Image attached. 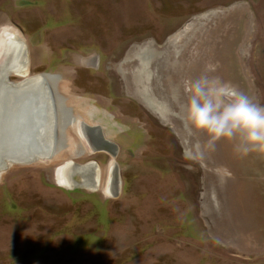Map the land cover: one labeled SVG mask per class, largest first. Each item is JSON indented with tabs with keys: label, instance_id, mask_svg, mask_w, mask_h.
I'll use <instances>...</instances> for the list:
<instances>
[{
	"label": "rangeland",
	"instance_id": "obj_1",
	"mask_svg": "<svg viewBox=\"0 0 264 264\" xmlns=\"http://www.w3.org/2000/svg\"><path fill=\"white\" fill-rule=\"evenodd\" d=\"M5 27L25 41V77L46 78L61 121L51 158L0 171V264H264V155L209 147L166 97L169 82L152 85L169 117L137 93L166 63L160 79L184 107L183 82L211 64L264 105V0H0ZM143 50L152 73L136 79ZM74 117L114 154L90 151ZM69 160L97 162L96 189L58 184Z\"/></svg>",
	"mask_w": 264,
	"mask_h": 264
},
{
	"label": "bare ground",
	"instance_id": "obj_2",
	"mask_svg": "<svg viewBox=\"0 0 264 264\" xmlns=\"http://www.w3.org/2000/svg\"><path fill=\"white\" fill-rule=\"evenodd\" d=\"M135 56L139 60V65H136L138 70L135 71V78L138 79L144 74L151 76L152 70L149 64L152 54L143 50L138 51ZM167 67L166 63L156 67L154 71L157 75L156 79L153 80L151 77L149 81L151 85L148 87L141 84V92L137 90V93L138 98L154 112H166L169 117L173 115L171 102L156 98L152 93V85L169 82L172 89L165 87L164 93H167V98H171V93H174L173 102L181 110H183L181 99L185 98V95L180 92L179 88L175 95L177 86L171 81H161L160 76L163 72L166 75ZM27 72L28 53L25 41L15 28H2L0 30V171L12 162L27 164L38 159H49L55 150V134L61 121V115L54 107L52 91L46 78L38 74L25 77ZM10 73L23 75L24 78L14 83L8 78ZM72 120L80 136L84 137L90 151L105 150L104 146H110L107 150L111 155L114 154L115 147H112L114 144L101 134L97 140L96 137H92L90 129H86V127H91V129L94 127L77 117ZM99 169V165L94 160L81 165L66 161L57 166L55 177L58 184L66 187L81 185L96 189L100 184ZM114 169V165H111L104 186V191L108 194H114V191L116 192L119 188ZM74 174H78L80 179L76 180ZM110 177L113 179L111 180Z\"/></svg>",
	"mask_w": 264,
	"mask_h": 264
},
{
	"label": "clouds",
	"instance_id": "obj_3",
	"mask_svg": "<svg viewBox=\"0 0 264 264\" xmlns=\"http://www.w3.org/2000/svg\"><path fill=\"white\" fill-rule=\"evenodd\" d=\"M206 65L195 78L186 79L183 121L191 131L202 133L209 147L217 141H235L234 151L264 155V105L212 73Z\"/></svg>",
	"mask_w": 264,
	"mask_h": 264
},
{
	"label": "flooded vegetation",
	"instance_id": "obj_4",
	"mask_svg": "<svg viewBox=\"0 0 264 264\" xmlns=\"http://www.w3.org/2000/svg\"><path fill=\"white\" fill-rule=\"evenodd\" d=\"M7 31V30H6ZM10 75H12L11 73H10ZM10 75L8 76V78H9V80H10ZM14 75V74H13ZM11 81V80H10ZM17 82V81H16ZM15 83V82H14ZM51 88V87H50ZM52 96H53V102H54V107L56 108V106H55V100H54V95H53V93H52ZM91 130V129H90ZM89 130V131H90ZM56 131H57V129H56ZM55 141H56V137H55ZM110 149V148H109ZM69 161H71V160H69ZM75 178V177H74ZM76 179V178H75ZM77 180V179H76ZM73 187V186H72ZM75 187V186H74ZM83 187H85V186H83ZM87 188V187H86Z\"/></svg>",
	"mask_w": 264,
	"mask_h": 264
}]
</instances>
